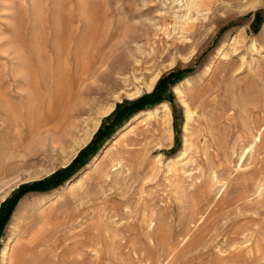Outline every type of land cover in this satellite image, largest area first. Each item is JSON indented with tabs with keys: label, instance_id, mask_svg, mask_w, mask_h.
Instances as JSON below:
<instances>
[{
	"label": "rangeland",
	"instance_id": "obj_1",
	"mask_svg": "<svg viewBox=\"0 0 264 264\" xmlns=\"http://www.w3.org/2000/svg\"><path fill=\"white\" fill-rule=\"evenodd\" d=\"M184 2L0 0V207L20 185L69 165L119 103L152 92L172 70L187 69L179 82L193 81L183 95L177 82L172 101L165 100L172 139L165 117L135 118L164 101L139 111L71 178L23 194L2 248L34 238L26 256L46 250L44 264H264V0H207L203 13L191 10L193 22ZM221 47L225 56L200 79ZM84 54L94 69L106 65L98 86L97 77L86 82L89 102L75 114V135L100 115L98 129L72 158L73 137L57 145L48 140L38 154L14 157L8 170L14 112L28 119L30 99L50 98L63 61L80 84ZM158 72L153 90L131 98ZM183 99L194 112L189 155L169 166L184 148ZM111 103L114 110L101 114ZM41 213L53 226L36 234ZM91 225L101 241L97 250L93 233H85Z\"/></svg>",
	"mask_w": 264,
	"mask_h": 264
},
{
	"label": "bare ground",
	"instance_id": "obj_2",
	"mask_svg": "<svg viewBox=\"0 0 264 264\" xmlns=\"http://www.w3.org/2000/svg\"><path fill=\"white\" fill-rule=\"evenodd\" d=\"M206 3H207V0H185L183 5L187 7L188 9V12L186 11L187 12L186 18L188 19V22L194 21L193 16L191 14V10H195L198 14L200 12L203 13L200 7L202 5L206 6ZM226 52H227L226 47L219 48L218 53L209 62L204 75L200 79H203L204 77L209 75L210 70L216 64V59L221 57L222 55L225 56ZM80 60H81V65L77 70L78 71L77 77L81 79L80 84H78L76 80L69 77L70 65L68 64V61H63V63L60 64V72H61L60 80L61 81L59 82V85L56 91L51 94L50 98H48L45 101V97L42 96L43 97L42 98L38 94V96H35V98L30 99V105H29L28 114H27L28 119H24L23 117L24 112L20 115L19 113L14 112L13 122H11V124H8V170L15 163L13 162L14 157H16L17 155H20L21 158L24 160V158L29 157L28 155H36L38 154V152L41 151L40 150L41 148H44L46 146L48 140H50L53 144L57 145L60 142L65 144L67 143V139L69 137H73L75 140V144L69 154V158H72V156H74L78 152L79 148L83 147L84 145H86V143L90 141L94 132L98 129L101 123L100 115L99 117H97V119L95 120V122H93L91 126H89L86 129H83L82 135L78 138L75 135V130L78 127V124L80 121L77 122V120L79 119L75 120V117H76L75 114L80 113L82 109L84 110L85 105L87 106L89 102V100L87 101L88 99L87 97L90 95L89 92L91 90L89 91L86 89L88 88L87 87L88 85L86 86V82L97 77L96 79H94V81H92V83L94 82L95 83L94 86H98L99 84L97 85V83L101 81L99 79L102 78L103 75L105 74L104 66L106 65V62L102 61L103 62V63L101 62L102 65L94 69V59L88 58L87 54H84V56H82ZM106 76L107 75H105V77ZM160 76L161 74L158 72L154 74L149 80H146L143 83V85H137L136 87L137 89H135L136 92L131 94V98L141 95L144 89L146 91L153 90ZM192 83L193 81L191 79H185L179 82L178 84H176L174 86V89L177 92V94L183 95L182 93H183L184 85L186 84L191 85ZM90 89H92V87ZM21 101H22V98H21ZM66 104L67 106H64ZM91 104L89 103L90 106ZM183 104L186 107V121L184 124V148H182L180 153L177 155L176 159H172L170 161L169 166H172V165L174 166L178 164L179 162L183 160L184 157L189 155L191 122L193 119L194 112L191 109L188 101H186L185 99H183ZM62 105L64 107H62ZM10 106H13V105H10ZM114 107H115L114 103H111L105 106L103 110L101 109L102 110L101 114L107 115L111 113L114 110ZM19 108L21 109V107ZM141 115H144L145 118L143 119L145 120L148 118L151 119V118L160 117V116L165 117L168 123V136L170 139H172L173 128L170 125V120L172 118V110L168 102L164 101L152 109H148L144 112H141L140 114L135 115V118L141 117ZM262 134L263 133L261 130L260 138L259 137L254 138V141H253L254 145L252 146V148L250 147L251 149L250 151H253L252 150L253 147H255L257 142L261 140ZM30 137H32V140L28 142ZM247 149H245L243 153H245ZM244 158L245 157H243V154H242L241 162L245 160ZM95 159L98 160V157L96 156ZM72 179L74 180L75 177H73ZM261 181H263V179ZM257 188H260V187H257ZM223 191H224V188H223ZM261 191L262 190L260 188L259 192ZM40 218H41V225L39 229L36 231V234L39 232L49 231L53 226V224H51V222L46 218L44 213L40 214ZM154 222L155 221L153 217L151 221V225ZM88 232L93 233L92 225L86 230L85 233L87 234ZM18 242H19V239H14L12 242L7 241L4 243V246L2 248V254H1V261L3 264H42L43 263V259L46 255L45 254L46 250H39L37 255L33 256L32 258H29L28 256H26V253H28L29 250L33 249L36 246V239L30 238L28 240H25L24 242H22V245L20 244L21 245L20 248H16ZM93 242H94L93 250H97L98 247H101V241L99 240L96 233H93ZM27 261H29L30 263H28Z\"/></svg>",
	"mask_w": 264,
	"mask_h": 264
},
{
	"label": "trees",
	"instance_id": "obj_3",
	"mask_svg": "<svg viewBox=\"0 0 264 264\" xmlns=\"http://www.w3.org/2000/svg\"><path fill=\"white\" fill-rule=\"evenodd\" d=\"M185 72H187V69L183 71L172 70L159 79L152 92L146 93L136 99L119 103L114 112L104 118L101 127L96 132L91 142L79 152L69 165L60 168L43 180L20 185L12 196L7 198L0 207V252L3 245V238L6 233V227L17 206L18 200L25 192L30 190L48 191L75 175L81 168L90 162L92 157L98 153L104 143L111 138L115 130L124 122L128 121L133 115L143 109L153 107L162 101H172V87L185 77Z\"/></svg>",
	"mask_w": 264,
	"mask_h": 264
}]
</instances>
